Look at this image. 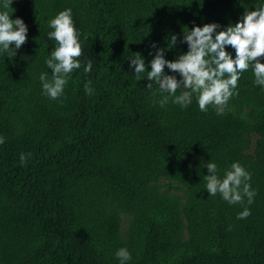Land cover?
Here are the masks:
<instances>
[{"label":"trees","instance_id":"16d2710c","mask_svg":"<svg viewBox=\"0 0 264 264\" xmlns=\"http://www.w3.org/2000/svg\"><path fill=\"white\" fill-rule=\"evenodd\" d=\"M260 3L13 0L11 18L28 32L15 56L0 53V264H119L121 247L127 264H264V90L251 71L218 114L219 106L200 111L195 95L186 108L171 99L160 107L146 71L128 67L138 54L148 64L152 42L167 48L170 34L235 23ZM65 8L82 66L53 100L39 75L50 73L44 61L55 45L47 22ZM165 50L171 60L187 48ZM209 159L221 176L234 161L251 174V204L209 196L200 166ZM164 179L183 196L163 192ZM245 207L251 214L238 219Z\"/></svg>","mask_w":264,"mask_h":264},{"label":"clouds","instance_id":"9594fccd","mask_svg":"<svg viewBox=\"0 0 264 264\" xmlns=\"http://www.w3.org/2000/svg\"><path fill=\"white\" fill-rule=\"evenodd\" d=\"M12 3L13 0H0V53L15 56L26 42L28 28L21 18H11ZM252 9H244L235 23L223 26L216 22L194 23L179 37L170 34L167 48L173 49L178 44L187 48L171 60L166 58L167 48L152 42L148 64L138 54L128 59V67L134 76L146 71L144 79L147 83L144 87L151 90L153 85L157 86L160 99L155 103L160 107L171 99L172 103L186 108L195 95L200 111L206 112L210 105L219 106V114L230 98L238 94L237 82L244 72L250 70L253 85L264 90V0ZM47 23L51 29L47 37L54 40L55 45L44 61L50 73L41 72L39 82L42 94L55 100L63 95L72 72L82 66L78 59L81 56V40L71 8L57 12ZM91 70L92 62L86 61L83 72L87 74ZM84 90L86 94L92 92L90 81L85 82ZM2 143L4 138L0 136ZM20 160L24 162L25 154L20 155ZM200 166L207 170L203 179L204 190L209 196L219 193L229 205L242 203L245 198L248 204L253 202L255 191L249 183L251 174L238 161L232 162L222 176L211 159ZM250 214V209L245 207L237 218L245 219ZM115 257L119 264H127L131 254L126 247H121L116 250Z\"/></svg>","mask_w":264,"mask_h":264},{"label":"rangeland","instance_id":"374dc122","mask_svg":"<svg viewBox=\"0 0 264 264\" xmlns=\"http://www.w3.org/2000/svg\"><path fill=\"white\" fill-rule=\"evenodd\" d=\"M160 187L163 192L169 195L183 196L184 194L182 189L177 183L166 180V179L160 182ZM122 220H123L122 227L123 229H125L128 226L129 218L126 215H122Z\"/></svg>","mask_w":264,"mask_h":264}]
</instances>
